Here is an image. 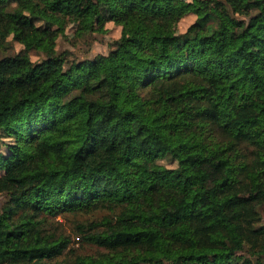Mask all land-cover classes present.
Listing matches in <instances>:
<instances>
[{
	"label": "trees",
	"instance_id": "1",
	"mask_svg": "<svg viewBox=\"0 0 264 264\" xmlns=\"http://www.w3.org/2000/svg\"><path fill=\"white\" fill-rule=\"evenodd\" d=\"M72 19L129 34L74 58ZM2 196L0 264H264V0H0ZM99 212L98 255L47 227Z\"/></svg>",
	"mask_w": 264,
	"mask_h": 264
},
{
	"label": "rangeland",
	"instance_id": "2",
	"mask_svg": "<svg viewBox=\"0 0 264 264\" xmlns=\"http://www.w3.org/2000/svg\"><path fill=\"white\" fill-rule=\"evenodd\" d=\"M190 1L191 0H182L183 6L185 7L188 5ZM194 18L195 16L193 15H187L180 22L170 24L158 23L156 19H152L150 24V34L166 35L184 32ZM78 27V21L72 19L66 26L64 35L58 38L57 44L60 50L67 51L71 53L72 57L79 59L91 58L97 54H106L112 42L117 40L121 35L126 36L129 34L128 27L116 26L112 22L102 23L101 19H97L93 22L86 21L83 24L84 29L91 32V35L89 36H75L78 32ZM8 49L9 53H16L22 49V46L12 42ZM32 60H37V57L33 55ZM5 204L6 197L2 196L0 198V206L3 207ZM105 216H108V214L104 212L92 215H59L56 216L55 219L49 218L48 221L50 225L47 224V227L50 226L51 229H56V231L69 236L71 240L70 248L75 255H98L104 253L105 250L96 245L79 241L75 225L77 222L99 220ZM70 254L71 251L66 252L64 256L58 258L57 262L60 263L67 259Z\"/></svg>",
	"mask_w": 264,
	"mask_h": 264
}]
</instances>
